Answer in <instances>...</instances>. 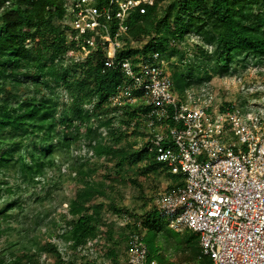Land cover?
<instances>
[{"label":"trees","instance_id":"trees-1","mask_svg":"<svg viewBox=\"0 0 264 264\" xmlns=\"http://www.w3.org/2000/svg\"><path fill=\"white\" fill-rule=\"evenodd\" d=\"M66 1H0V196L5 189L7 199L25 188L43 185L49 172L59 166L55 156L59 148L71 156L73 149L89 144L94 157L116 162L115 170L107 173L110 178L123 179L126 162H146V171L162 165L147 149L118 146L126 133L110 128L111 120L94 127L93 118L99 116L100 110L113 106L109 98L125 77L119 70H105L99 57L86 62L66 57L68 44L63 25L67 18ZM129 24L132 39L150 40L142 50L127 48L122 55L168 50L164 54L167 60L182 55L183 64L184 53L171 42H183L189 35L203 42L198 44L199 48H212L194 59L189 67L175 66L172 80L181 94L223 72L237 75L231 69L236 59L246 68L251 59L264 57V0H165L145 14L133 12ZM58 88L69 93V102L63 103V109L56 93ZM89 104L93 105L90 111L85 108ZM125 109L124 124L129 126L133 120L141 123L138 113L143 111L142 105L125 104ZM103 127L108 129L106 134L100 132ZM90 164L88 159L79 168L70 167L80 185L61 214L59 233L50 230L41 239L39 235H31L30 228L14 227V222L25 223L21 214L26 211V203L16 199L7 205L0 213V264H42L41 257L53 252L58 256L57 264H87L78 263L76 257L63 259L52 238L59 237L71 243L72 248L86 246L100 234L113 238V229L109 228L102 207L94 203L98 197L107 198V189L104 183L92 179L97 170ZM86 176L90 179H85ZM129 180L140 186L137 180ZM113 209L122 211L118 207ZM16 210L18 213H13ZM155 213L147 217L144 239L149 247V260L166 263L167 259L158 251L159 234L165 227L161 218L154 217ZM54 225L58 226L56 220ZM174 236L187 253V262L213 264L204 255L198 234L188 230ZM109 254L115 256V250Z\"/></svg>","mask_w":264,"mask_h":264},{"label":"built area","instance_id":"built-area-1","mask_svg":"<svg viewBox=\"0 0 264 264\" xmlns=\"http://www.w3.org/2000/svg\"><path fill=\"white\" fill-rule=\"evenodd\" d=\"M164 1L67 0L66 57H99L105 70L125 77L110 104L142 105L138 116L148 131L143 149L180 177L156 195L160 218L175 231L198 234L213 264H264V81L256 77L245 84L234 76L245 89L244 101L224 103L208 83L179 93L161 51L122 55L136 41L131 14ZM247 67L264 75V57ZM120 218L132 226L124 264H178L150 261L139 224L127 213Z\"/></svg>","mask_w":264,"mask_h":264},{"label":"rangeland","instance_id":"rangeland-1","mask_svg":"<svg viewBox=\"0 0 264 264\" xmlns=\"http://www.w3.org/2000/svg\"><path fill=\"white\" fill-rule=\"evenodd\" d=\"M149 40L150 38L136 40L133 47L142 50ZM198 44H203V42L195 35H189L183 42L173 45L184 53V63L181 64L182 55H176L168 60L167 69L170 77H172L176 65L179 67H183L184 65L189 67L194 63V59L202 57L208 49H212L208 46L199 48ZM162 53L166 55L168 50ZM240 61L236 59L231 65V69L238 76L243 77L245 84H249L256 77L264 81V75L259 76L258 72L254 69L243 67V62ZM231 75L223 72L214 76L207 83L214 90L220 92L219 97L221 102H238L240 99L244 101V96L246 95L245 89L242 88L238 81H235L236 78H233L236 75ZM194 86L198 88L197 84ZM56 93L60 97L62 103L61 109H63V103L69 102V93L62 88L56 89ZM85 108L90 111L93 105L89 104ZM126 111L125 105L110 106L108 110H100L98 112L99 116L94 117L92 123L96 127L99 123L111 120L110 128L122 129L126 133V138L120 141L118 146L132 147L135 150L143 149L147 142L148 131L143 122L138 123L137 120L131 121V125L129 126L124 124L122 121L127 120ZM107 130L106 127H103L100 132L106 134L105 131ZM93 153V148L87 143L81 149H73L71 156L70 154L68 155L67 151L59 148L55 155L59 166L49 172L48 178L43 185H38L35 188L30 187V189L25 188L23 192L10 197V199H7L8 192L5 189L2 191L0 196V213L6 209L11 201L21 199L20 202L26 203V211L21 214V219L25 223L18 224L14 222V227L30 228L32 229L30 234L39 235L41 239H45L50 230H55L58 233L61 232V214L67 208L69 200L75 197L80 185L76 172L70 167L79 168L82 163H85L89 159L90 165L97 170L92 179L96 182L104 183V187L108 193L107 198L98 197L94 200V203L102 207L106 222L109 228L113 229L114 236L112 239H109L104 234H100L95 241L77 248H72L71 243L65 242L59 237H53L52 241L59 246L63 259L66 261L76 257L78 263L124 264L128 258L129 228L121 220V214H129L139 224L141 232L146 235L147 217L156 211L154 202L156 195L159 192L174 187L180 180V177H178L179 179L172 177L164 165H161L156 170L146 171V162L133 164L126 162L123 167L124 169H122L124 178H110L107 173L115 170L116 162H110L106 158L94 157ZM80 157L82 158L81 161ZM129 178L137 180L140 186L132 183ZM169 178H172L173 182L168 187ZM85 179L89 180L90 176H86ZM10 182L14 183L13 178L10 179ZM17 183L21 185V182L18 181ZM114 207H118L122 211L119 213L113 209ZM13 213H18V210L13 211ZM154 217L160 218L157 211ZM55 220L58 222L57 227L54 225ZM162 224L165 228L161 231L158 238L159 253H162L161 255L170 263L179 264L187 262V253L181 249L178 238L174 235H182L189 229L175 231L164 220H162ZM15 234L17 233L15 232ZM110 250H115V256L109 254ZM57 258L58 256L54 252L46 253L41 257V263L57 264ZM193 263L199 264V262Z\"/></svg>","mask_w":264,"mask_h":264},{"label":"crops","instance_id":"crops-1","mask_svg":"<svg viewBox=\"0 0 264 264\" xmlns=\"http://www.w3.org/2000/svg\"><path fill=\"white\" fill-rule=\"evenodd\" d=\"M167 170H168V169H167ZM168 173H169V171H168ZM169 174H171V173H169ZM169 179H170V182H168V187L171 186V185H172V182H173V181H172V178H169Z\"/></svg>","mask_w":264,"mask_h":264}]
</instances>
